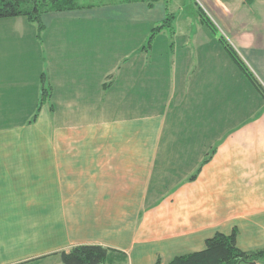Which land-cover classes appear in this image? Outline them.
<instances>
[{
  "label": "crops",
  "instance_id": "crops-1",
  "mask_svg": "<svg viewBox=\"0 0 264 264\" xmlns=\"http://www.w3.org/2000/svg\"><path fill=\"white\" fill-rule=\"evenodd\" d=\"M255 4L110 0L42 31L0 19V264H63L82 245L167 264L235 229L264 250V96L220 40L264 88Z\"/></svg>",
  "mask_w": 264,
  "mask_h": 264
},
{
  "label": "trees",
  "instance_id": "trees-1",
  "mask_svg": "<svg viewBox=\"0 0 264 264\" xmlns=\"http://www.w3.org/2000/svg\"><path fill=\"white\" fill-rule=\"evenodd\" d=\"M123 4L144 3L149 8H153L159 2L169 0H119ZM254 0H247L251 4ZM85 8L79 0H0V19L25 17L32 23H37L39 31L44 29L43 16L51 13L77 10ZM203 20L212 26L211 21L204 16ZM174 20L173 15H168L167 19L153 30L152 36L165 28H171ZM149 40L148 47L151 45ZM225 50L252 82L256 89L264 96V88L246 66L245 62L235 51V49L221 37ZM238 232L235 229L230 235L218 233L206 241L204 251L182 255L173 258L167 264H251L258 262L264 256V250L255 252H244L237 244ZM63 264H125L128 261L126 254L115 249L97 245H82L74 247L70 252L61 254ZM156 264H162L159 259Z\"/></svg>",
  "mask_w": 264,
  "mask_h": 264
},
{
  "label": "rangeland",
  "instance_id": "rangeland-1",
  "mask_svg": "<svg viewBox=\"0 0 264 264\" xmlns=\"http://www.w3.org/2000/svg\"><path fill=\"white\" fill-rule=\"evenodd\" d=\"M108 1H110V0H79V2H80V4L81 5H84V6H91V5H99V4H101V3H104V2H108ZM201 2H203V0H201ZM254 7L252 8V9H264V7H261V5H253ZM264 6V5H263ZM241 9H248L247 8V5L245 6V7H243V8H241ZM176 10L177 9H173V11L174 12H176ZM193 11H195L196 12V14L197 15H200L201 16V10L200 9H190V8H185V10L183 9V10H181V12H180V14H181V17L180 18H182L183 17V15L184 14H186V13H188V12H190V14L193 16V13H195V12H193ZM195 14V15H196ZM213 14V13H212ZM196 15V16H197ZM209 16V15H208ZM213 17H209L213 22H218L219 24H220V22H222L221 20L222 19H220V18H218V17H216L214 14L212 15ZM191 22H193L191 19H189V20H184V19H182V20H180V22L177 24L178 26H177V30H179L180 32H183L184 30H186L187 29V24H189V23H191ZM194 23H196V22H194ZM196 28V27H195ZM194 32H196V30H194ZM226 38H227V36H225Z\"/></svg>",
  "mask_w": 264,
  "mask_h": 264
},
{
  "label": "water",
  "instance_id": "water-1",
  "mask_svg": "<svg viewBox=\"0 0 264 264\" xmlns=\"http://www.w3.org/2000/svg\"><path fill=\"white\" fill-rule=\"evenodd\" d=\"M251 264H256L255 262L251 263Z\"/></svg>",
  "mask_w": 264,
  "mask_h": 264
}]
</instances>
